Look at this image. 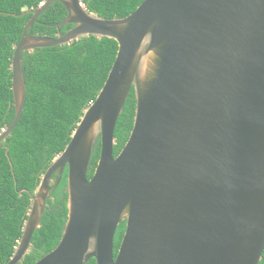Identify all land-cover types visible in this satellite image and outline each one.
Listing matches in <instances>:
<instances>
[{
	"label": "water",
	"instance_id": "95a60500",
	"mask_svg": "<svg viewBox=\"0 0 264 264\" xmlns=\"http://www.w3.org/2000/svg\"><path fill=\"white\" fill-rule=\"evenodd\" d=\"M60 1L56 36L33 34ZM82 0H45L12 57L16 115L26 105L22 52L108 37L118 51L66 148L43 173L7 264L22 262L67 169L68 217L55 248L34 264H260L264 253V0H144L124 17ZM8 13V12H3ZM73 24L62 31V26ZM134 88L129 139L115 128ZM100 138L91 178L89 164ZM8 151V148H7ZM57 174V179L54 175ZM126 229L115 257V235Z\"/></svg>",
	"mask_w": 264,
	"mask_h": 264
},
{
	"label": "trees",
	"instance_id": "16d2710c",
	"mask_svg": "<svg viewBox=\"0 0 264 264\" xmlns=\"http://www.w3.org/2000/svg\"><path fill=\"white\" fill-rule=\"evenodd\" d=\"M44 1L0 0V132L16 115L12 57L14 46L32 16L31 13L18 15L39 7ZM143 1L84 0L90 12L106 18L127 16ZM66 15L65 5L56 1L37 18L33 34L56 36V25ZM72 26L64 25L62 31ZM117 51L115 39L89 35L69 44L22 52L26 105L15 129L0 145V264L9 262L21 238L32 204L30 192H35L46 168L71 140L84 110L103 87ZM135 109L136 97L132 88L116 124L115 156L129 139ZM100 152L99 138L90 159L88 178L94 173ZM57 177L55 174L54 179ZM67 177L66 169L53 197L48 199L30 251L18 264H34L59 243L68 217ZM125 229L126 223L122 222L115 236V257ZM86 264L97 262L91 258ZM260 264H264V253Z\"/></svg>",
	"mask_w": 264,
	"mask_h": 264
},
{
	"label": "clouds",
	"instance_id": "9594fccd",
	"mask_svg": "<svg viewBox=\"0 0 264 264\" xmlns=\"http://www.w3.org/2000/svg\"><path fill=\"white\" fill-rule=\"evenodd\" d=\"M81 2H84V0H82ZM42 4H44V2H42ZM41 3H40V5H42ZM82 5V4H81ZM83 6H85L86 7V5H85V2H84V5ZM123 222H125V221H123ZM116 236V235H115ZM123 238V237H122Z\"/></svg>",
	"mask_w": 264,
	"mask_h": 264
},
{
	"label": "built area",
	"instance_id": "2783aa9c",
	"mask_svg": "<svg viewBox=\"0 0 264 264\" xmlns=\"http://www.w3.org/2000/svg\"><path fill=\"white\" fill-rule=\"evenodd\" d=\"M41 4H42V2H41ZM81 4L84 5V2H81Z\"/></svg>",
	"mask_w": 264,
	"mask_h": 264
}]
</instances>
